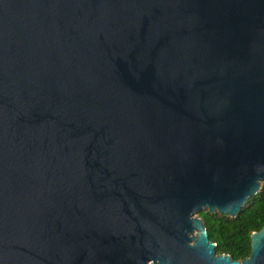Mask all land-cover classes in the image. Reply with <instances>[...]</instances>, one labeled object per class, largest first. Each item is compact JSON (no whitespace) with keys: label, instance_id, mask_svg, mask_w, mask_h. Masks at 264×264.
Returning a JSON list of instances; mask_svg holds the SVG:
<instances>
[{"label":"water","instance_id":"obj_1","mask_svg":"<svg viewBox=\"0 0 264 264\" xmlns=\"http://www.w3.org/2000/svg\"><path fill=\"white\" fill-rule=\"evenodd\" d=\"M263 181L264 0H0V264H264Z\"/></svg>","mask_w":264,"mask_h":264},{"label":"trees","instance_id":"obj_2","mask_svg":"<svg viewBox=\"0 0 264 264\" xmlns=\"http://www.w3.org/2000/svg\"><path fill=\"white\" fill-rule=\"evenodd\" d=\"M199 216L205 222L210 240L217 244V253L243 260L251 252L252 232L264 227V181L260 191L249 199L238 216L209 211H201Z\"/></svg>","mask_w":264,"mask_h":264}]
</instances>
